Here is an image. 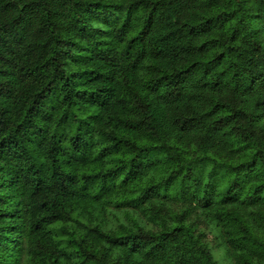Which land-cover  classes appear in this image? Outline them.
Wrapping results in <instances>:
<instances>
[{"label": "trees", "instance_id": "obj_1", "mask_svg": "<svg viewBox=\"0 0 264 264\" xmlns=\"http://www.w3.org/2000/svg\"><path fill=\"white\" fill-rule=\"evenodd\" d=\"M1 250L264 264V0H0Z\"/></svg>", "mask_w": 264, "mask_h": 264}, {"label": "rangeland", "instance_id": "obj_2", "mask_svg": "<svg viewBox=\"0 0 264 264\" xmlns=\"http://www.w3.org/2000/svg\"><path fill=\"white\" fill-rule=\"evenodd\" d=\"M89 152H90V151L87 152V159H90V158H88V157H89ZM150 157H151V156H150ZM112 205H114V204H112L111 202H107V203H105V204L103 203V206H105V207H107V208H109V207L112 206ZM126 220L130 222L129 219H126ZM104 223H105V222H104ZM119 226H120V225H119ZM3 251H5V250H1V251H0V254H3V253H4ZM220 259H221V258H220ZM218 263H219V264H227V262H225V261H223V260H219Z\"/></svg>", "mask_w": 264, "mask_h": 264}]
</instances>
